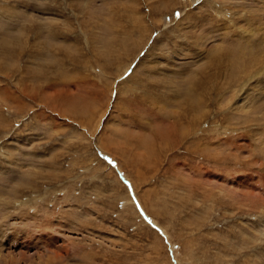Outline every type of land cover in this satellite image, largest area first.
<instances>
[{"label": "rangeland", "instance_id": "rangeland-1", "mask_svg": "<svg viewBox=\"0 0 264 264\" xmlns=\"http://www.w3.org/2000/svg\"><path fill=\"white\" fill-rule=\"evenodd\" d=\"M0 264H264V0H0Z\"/></svg>", "mask_w": 264, "mask_h": 264}, {"label": "bare ground", "instance_id": "bare-ground-1", "mask_svg": "<svg viewBox=\"0 0 264 264\" xmlns=\"http://www.w3.org/2000/svg\"><path fill=\"white\" fill-rule=\"evenodd\" d=\"M204 89H205V88H204ZM249 93H250V92H249ZM255 93H256V92H255ZM195 94H196V92L194 91V94L192 95V99L196 100V101L199 103V106H200V105L202 106V100H200L199 97L195 98V97H196ZM247 94H248V93H246L245 95H247ZM187 95H188V93H187ZM248 95H249V94H248ZM251 95H252V94H251ZM184 96H185V95H184ZM260 96H261V95H260ZM192 99H191V100H192ZM250 100H251V99H250ZM251 102H252V103L259 102V100H258V101L252 100ZM251 102H250V106H249V107L252 106V105H251ZM189 103H191V102H189ZM256 104H257V103H256ZM242 105H243V104H242ZM258 105H259V104H258ZM243 108L246 109L245 106H244ZM187 109H188V108H187ZM192 109H194V108H192ZM197 110H199V109L196 108V109L193 110V112H194V111H197ZM186 111H187V110H186ZM189 111H190V110H189ZM191 111H192V110H191ZM187 114H188V112H187ZM101 120H102V119L100 118V122H99V123H101ZM98 126H99V124H98ZM145 143H146V141H145ZM102 147H103V146H102ZM150 149H151V148H150ZM135 181H136V180H135ZM138 181H140V180H138ZM135 183H136V182H135Z\"/></svg>", "mask_w": 264, "mask_h": 264}]
</instances>
